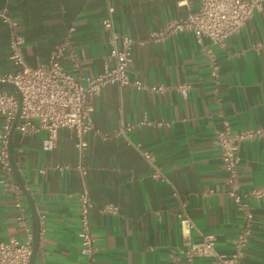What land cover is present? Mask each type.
<instances>
[{
  "label": "crops",
  "instance_id": "1",
  "mask_svg": "<svg viewBox=\"0 0 264 264\" xmlns=\"http://www.w3.org/2000/svg\"><path fill=\"white\" fill-rule=\"evenodd\" d=\"M107 1L114 9L115 29L142 40L133 44L129 76L164 88L107 83L89 99L91 117L95 127L108 134L132 124L128 137L154 159L149 162L121 135L102 139L88 132L81 161L86 172L81 175L75 167L79 155L72 129L60 127L48 150L41 147L44 130L28 135L14 130V159L39 216L35 264H84L76 199L83 189L93 204L90 222L97 264H187L186 251L200 233L212 234L216 250L230 254L242 219L225 192L226 172L214 139L224 121L233 132L264 128V10H255L223 46L211 45L206 37L198 41L189 29L160 40L148 38L169 20L186 18L200 0H0V12L18 22L28 66L45 62L72 27L77 65L67 52L62 65L75 75H94L102 71L110 48L102 25ZM9 31L0 18V74L16 69L9 59ZM208 47L219 66L215 79L203 52ZM185 82L190 84L186 96L176 89ZM143 118L147 121L140 123ZM236 154L237 190L252 213L238 264H264V135L241 140ZM56 164L69 168L57 170ZM155 168L163 179L153 175ZM3 177L0 169V241L23 239L24 228L15 220L16 196L3 188ZM254 188L263 191L248 194ZM19 199L32 231L22 191ZM106 204L115 205L116 212L103 211ZM182 210L193 221L189 232L179 225ZM194 264L213 263L197 257Z\"/></svg>",
  "mask_w": 264,
  "mask_h": 264
},
{
  "label": "built area",
  "instance_id": "2",
  "mask_svg": "<svg viewBox=\"0 0 264 264\" xmlns=\"http://www.w3.org/2000/svg\"><path fill=\"white\" fill-rule=\"evenodd\" d=\"M255 10H264V0H200L198 8L186 18L169 20L160 29L151 31L148 38L160 40L170 33L189 29L193 31L198 41L202 37H206L211 45L223 46L226 38L237 32ZM113 13V6L107 1L106 16L102 20V25L107 32L110 48L108 56L104 59L102 71L94 75H75L65 70L61 62L67 52L69 58L77 65L70 34L72 27L50 50L45 62L30 67L26 64L23 55L24 38L16 29L18 22L5 12H0V18L10 28L8 36L9 59L16 66L14 71L0 74V80L12 82L21 95L19 114L14 130L21 135L44 130L45 136L42 139L41 147L48 150L54 147L60 127L72 129L79 155V162L75 167L81 175L86 172L81 161L88 146L85 138L88 132H92L102 139H106L110 135H121L127 143L135 145L128 137L132 124L120 126L113 134L100 132L91 117L92 105L89 99L96 95L102 86L110 82L120 85L128 84L136 89L148 87L151 90L160 91L164 88L162 84L146 85L139 79L129 76L128 70L133 61V44L140 43L142 40L120 34L114 27ZM203 52L208 58L210 75L215 79L218 75V63L210 47L203 48ZM176 89L180 94L186 96L190 84L179 83ZM17 110L18 95L16 91L0 88V169L4 174L1 182L5 190L16 196L15 220L24 228L23 239L10 237L5 241H0V264H28L31 254L32 231L26 224L25 207L19 199L21 188L13 177L8 155L9 131ZM146 121V118H143L140 123ZM259 135H264V128H246L233 132L226 121L223 122L220 129L216 130L214 142L219 150L220 165L226 172L225 192L234 201L235 208L242 219V225L236 233L233 242L234 249L230 254L220 253L216 250L212 234L200 233L199 239L192 242L186 251L187 264H194V259L197 257L209 258L213 264H238L248 241L252 213L237 190L238 157L236 151L241 140ZM135 146L149 162H153L154 158L150 151L138 145ZM53 168L65 170L69 166L56 164ZM153 175L163 179L158 168L154 169ZM262 191V188H254L248 194L258 196ZM76 199L79 253L84 258V264H97L95 235L90 222L93 204L86 189H83ZM102 210L114 213L117 207L106 204ZM177 217L181 230L189 232L193 227V221L188 214L182 210L177 214Z\"/></svg>",
  "mask_w": 264,
  "mask_h": 264
},
{
  "label": "water",
  "instance_id": "3",
  "mask_svg": "<svg viewBox=\"0 0 264 264\" xmlns=\"http://www.w3.org/2000/svg\"><path fill=\"white\" fill-rule=\"evenodd\" d=\"M0 86L15 90L17 95H18V110H17L16 117L13 121L12 127L9 131L8 155H9L10 166H11L12 172L14 174L15 180L18 182V184L21 188V191L25 195V197L29 203V207H30V211H31L32 243H31V254H30L28 264H35V258H36V254H37V250H38V244H39V232H40L39 216H38L37 211L35 209L34 202L31 198L29 192L26 190L25 185L23 183V180L19 174V170H18V167H17L15 159H14V153H13L12 141H11L12 135L14 132V125L18 119L20 102H21V95L18 92L16 86L12 82L0 80Z\"/></svg>",
  "mask_w": 264,
  "mask_h": 264
},
{
  "label": "rangeland",
  "instance_id": "4",
  "mask_svg": "<svg viewBox=\"0 0 264 264\" xmlns=\"http://www.w3.org/2000/svg\"><path fill=\"white\" fill-rule=\"evenodd\" d=\"M8 89V88H7Z\"/></svg>",
  "mask_w": 264,
  "mask_h": 264
}]
</instances>
